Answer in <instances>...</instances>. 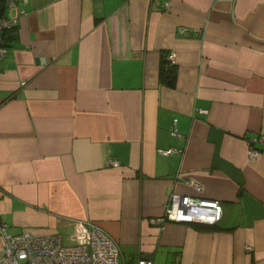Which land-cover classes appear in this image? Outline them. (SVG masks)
I'll use <instances>...</instances> for the list:
<instances>
[{"label":"crops","instance_id":"0c3cea01","mask_svg":"<svg viewBox=\"0 0 264 264\" xmlns=\"http://www.w3.org/2000/svg\"><path fill=\"white\" fill-rule=\"evenodd\" d=\"M12 1L1 13L18 20L0 61L6 230L70 244L92 221L124 264H264V157L246 158V140L264 134V0ZM171 193L217 201L219 221L150 224Z\"/></svg>","mask_w":264,"mask_h":264},{"label":"built area","instance_id":"2783aa9c","mask_svg":"<svg viewBox=\"0 0 264 264\" xmlns=\"http://www.w3.org/2000/svg\"><path fill=\"white\" fill-rule=\"evenodd\" d=\"M13 6L12 0L4 3L5 8L11 9ZM163 8H168V4L164 3ZM17 21V18H7L0 14V61L4 55L3 34L13 28ZM172 134L177 136L175 131ZM246 146L247 160L264 157V134L248 138ZM170 151L181 152L176 149ZM107 164L110 167L118 166L112 160H108ZM189 184L194 191H199L192 182ZM220 215L221 205L217 201L171 193L163 206L162 216L149 222L160 228L167 223L213 225L219 221ZM74 233L78 238L70 244H64L62 237L57 234L34 236L28 232L10 233L0 222V264H124L116 240L95 222L77 223ZM135 264H151V261L138 258Z\"/></svg>","mask_w":264,"mask_h":264},{"label":"trees","instance_id":"16d2710c","mask_svg":"<svg viewBox=\"0 0 264 264\" xmlns=\"http://www.w3.org/2000/svg\"><path fill=\"white\" fill-rule=\"evenodd\" d=\"M6 1L7 0H0V14L2 13V9L5 8L4 3ZM160 83H162L164 86L169 88H172L174 85L173 66L169 65L168 62H166L164 59L162 60L160 67ZM213 225H201V226H213Z\"/></svg>","mask_w":264,"mask_h":264}]
</instances>
